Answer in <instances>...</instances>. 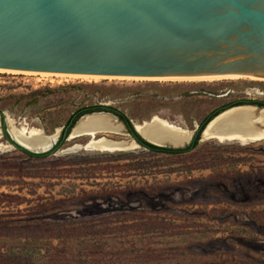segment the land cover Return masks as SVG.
<instances>
[{
  "label": "rangeland",
  "instance_id": "obj_1",
  "mask_svg": "<svg viewBox=\"0 0 264 264\" xmlns=\"http://www.w3.org/2000/svg\"><path fill=\"white\" fill-rule=\"evenodd\" d=\"M252 100L264 102V80L153 84L0 73V114L18 134L50 137L77 110L101 104L133 124L158 118L192 136L213 111ZM105 115L92 119L97 137L124 141L125 151L85 148L83 135L30 159L0 122V264H264V138L201 139L189 153L156 154Z\"/></svg>",
  "mask_w": 264,
  "mask_h": 264
},
{
  "label": "water",
  "instance_id": "obj_2",
  "mask_svg": "<svg viewBox=\"0 0 264 264\" xmlns=\"http://www.w3.org/2000/svg\"><path fill=\"white\" fill-rule=\"evenodd\" d=\"M0 73L42 79L130 78L153 84L264 79V0H0ZM235 108L264 109L240 105L227 110ZM225 111L205 125L199 140ZM88 116L106 115L80 120ZM80 120L65 140L73 137ZM131 124L158 148H185L199 131L185 145L171 146L179 136L175 131L147 127L146 137ZM62 131L43 144L40 137L28 135L27 145L8 133L16 145L38 154L51 150Z\"/></svg>",
  "mask_w": 264,
  "mask_h": 264
},
{
  "label": "bare ground",
  "instance_id": "obj_3",
  "mask_svg": "<svg viewBox=\"0 0 264 264\" xmlns=\"http://www.w3.org/2000/svg\"><path fill=\"white\" fill-rule=\"evenodd\" d=\"M70 78H78L83 80H100V79H127V80H135L130 78H102V77H70ZM251 79H259L261 78L250 77ZM105 117V116H101ZM100 117V118H101ZM94 117L88 116L82 119L79 124L74 129L73 133L69 140H73L76 137L80 136H88L90 139L87 142L85 148H93L96 150H102L105 152H114L116 149H125L126 142L121 140H110L104 136L97 137V133H93L94 131V121H92ZM106 118V117H105ZM110 122V121H109ZM113 125V124H112ZM140 134L144 136H149V134L144 133L143 130L147 127H151L153 132L159 133H169L171 131H175L178 133V137L171 140V146H182L186 144L191 138V132L177 127L175 125H171L164 120H160L158 118H153L150 122L143 123H135L134 124ZM264 126V109L260 112H255L252 108H235L231 110H227L220 114L205 130L203 134L204 139H216L221 142H231L238 141L242 143L259 141L264 138V129H258L256 127ZM59 130L55 131V134L46 137L42 134L40 130H26L23 129L19 134L15 132L11 128V134L13 137L21 144L27 145L26 137L36 136L40 137L41 143L52 142L53 139L56 138V133ZM88 132V133H87ZM92 135L94 138H92ZM131 146L138 147L136 143H133ZM116 150V151H117Z\"/></svg>",
  "mask_w": 264,
  "mask_h": 264
},
{
  "label": "trees",
  "instance_id": "obj_4",
  "mask_svg": "<svg viewBox=\"0 0 264 264\" xmlns=\"http://www.w3.org/2000/svg\"><path fill=\"white\" fill-rule=\"evenodd\" d=\"M240 105H253V106H257L259 108H264V102L254 101V100H252V101H238V102H234V103L225 105V106L213 111L209 116H207L204 119V121L200 124L199 131H198L197 135L194 137V139L192 140V142L188 146H186L185 148H182V149L158 148V147H155L153 145L148 144L138 134L135 133V131L132 128L131 121L126 117V115L124 113H122L118 109L113 108L111 106H105V105H101V104L83 107V108L77 110L74 114H72L71 117L69 118L67 124H66V127L63 129L64 131H62V134H61L60 138L58 139L57 143L52 147L51 150H49L48 152H45V153H38V154L32 153V152L24 150L23 148L16 145L14 143V141L8 135L7 128H6V125L4 122V117L1 114H0V120H1V124H2L3 136L5 137V139L10 144H12L16 148V150L23 153L24 155H26L30 159H35V160L46 159V158L50 157L51 155H53L57 150H59L62 147V145L64 144V141H65V137L69 134L71 129L76 125V123L83 116L98 114V113H105V114H109V115L116 117L119 122H121L125 125L127 132L132 136V138L140 146L144 147L148 151H150L152 153H156V154L158 153V154H166V155H180V154L189 153L193 149L196 148V146L198 145L199 139H200L201 131L204 129L205 125L211 119H213L216 115H218L222 111H225L231 107L240 106Z\"/></svg>",
  "mask_w": 264,
  "mask_h": 264
}]
</instances>
